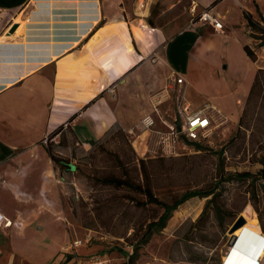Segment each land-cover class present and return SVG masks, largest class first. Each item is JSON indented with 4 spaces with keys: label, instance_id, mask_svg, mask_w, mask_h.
<instances>
[{
    "label": "rangeland",
    "instance_id": "1",
    "mask_svg": "<svg viewBox=\"0 0 264 264\" xmlns=\"http://www.w3.org/2000/svg\"><path fill=\"white\" fill-rule=\"evenodd\" d=\"M231 1L226 4L230 8L225 24L228 35L206 25L200 44L193 43L186 31V36L178 40L184 50L176 53L179 46L174 52L173 44L170 45L167 60L186 83L174 85L170 77L171 98L160 104L159 113H152L153 131L136 127L135 132H128L116 127L87 149L73 138L59 142L49 139L46 145L52 152L75 168L52 161L55 173L50 172L49 178L40 182L38 167L45 161L39 163L36 158L27 157L21 162L33 163L31 169L26 168L23 176L22 172L7 175L18 183L21 192L36 198L42 196L30 203L42 211L41 219L34 223L19 221L12 226L23 231L32 223L23 233L15 231V247L27 259L36 264H61L75 256V251L82 258L107 252L113 264L127 263L123 251L130 250V244L140 239L146 225L157 220L164 208L149 203L142 191L104 184L103 179L111 176L128 178L166 203H173L191 189L214 188L219 193L214 202L208 203L211 195L194 197L181 204L166 226L139 249L138 259L131 264H221L229 250V230L240 215L245 217V224L257 223L261 227L264 177L254 180L230 175L242 172L257 175L263 168L264 107L256 108L253 118H248L249 130L240 133L238 130L257 69L264 68V47H258L259 40L250 37V28ZM239 1L244 9L254 11L256 19H260L256 4L264 15V0ZM182 3L180 8L184 9L187 2ZM160 8L159 3H154V14ZM192 11L194 22H198L199 15L207 10ZM244 43L255 51L254 61L247 55ZM179 96L194 111L210 106L213 127L209 135L190 140L200 143V149L187 141L173 155H165L155 131L166 128L163 117L172 121L178 111ZM133 123L131 120L128 127L137 124ZM253 190L256 198L252 197ZM0 192L7 212L12 213L16 206L30 208L24 206V201L16 203L12 192ZM1 240L4 242L7 237L1 236ZM74 240H81L82 244L70 248ZM66 245L68 248L62 253Z\"/></svg>",
    "mask_w": 264,
    "mask_h": 264
},
{
    "label": "crops",
    "instance_id": "2",
    "mask_svg": "<svg viewBox=\"0 0 264 264\" xmlns=\"http://www.w3.org/2000/svg\"><path fill=\"white\" fill-rule=\"evenodd\" d=\"M214 1L186 0L181 9L183 0H0V191L12 192L24 206L41 199L21 192L7 175L31 169L33 163L21 162L27 157L45 161L38 167L40 182L54 174L46 149L50 137L73 138L87 149L90 140L104 139L116 127L143 130L142 119L154 113L158 100L171 98L170 77L182 76L167 60L170 45L173 51L179 46V53L186 31L196 45L205 36L209 25L194 22L192 10H210L223 22L219 33L228 35L226 4L232 1L212 6ZM233 1L243 16L241 2ZM154 3L161 5L157 14ZM129 120L137 124L128 127ZM7 211L0 192V264H36L15 247V231L23 233L32 223L23 231L12 226L40 220L42 211ZM234 234L237 247H229L221 264H264L261 227L244 224Z\"/></svg>",
    "mask_w": 264,
    "mask_h": 264
},
{
    "label": "trees",
    "instance_id": "3",
    "mask_svg": "<svg viewBox=\"0 0 264 264\" xmlns=\"http://www.w3.org/2000/svg\"><path fill=\"white\" fill-rule=\"evenodd\" d=\"M218 1L219 0H215L212 3V6H214ZM256 10L260 17L259 20L256 19V17L246 9H243V16L246 21V27L250 28L251 30L250 37L259 40V43L257 44L258 47H264V15L261 13L258 4H256ZM244 49L247 55L249 56V58L252 61H254L256 59L255 51L250 47L249 44H245ZM94 100L95 99H93L91 102H93ZM258 107H264V68L257 69L254 82L250 88L249 94L246 99L245 107L239 119V130H238L239 133L242 130L250 129V124H249L250 120L248 118H253L256 112V108ZM60 128L55 130L52 133V136L57 134L60 131ZM49 139H51V137ZM96 142L97 141L94 139L89 141L91 145H94ZM189 143L195 145L199 149L201 148L200 143L194 141L192 142L189 141ZM46 149L49 157L55 164L65 165V163H67L66 161L60 159L59 156L55 155L50 149V147H48L47 145H46ZM261 163L263 164V168L258 172L257 175H254L253 173H249V172H242V173L231 174L230 176L239 179L252 177L254 180L257 178H262L264 177V157ZM103 183L107 185H113L115 187H128L133 190L142 191L147 196V201L149 203H154L164 208L163 214L157 220L151 221L146 225L144 233L142 234L140 239L135 244L133 243L130 244V247L132 248V252H130L129 250L123 251L125 255H127L128 257V261L125 264L134 263L138 259L139 249L150 241L152 235L155 232H158L159 230H161L166 226L168 220L172 217L173 212L177 210L181 204L194 197L204 198L212 195V197L208 200V203H210V202H214L219 195V193L216 192V189L214 188L205 189V190L191 189L182 193V195L179 198H176L173 203H166L160 200L157 196H155L150 190L143 188L141 185L134 183L128 178L111 176L104 178ZM252 197L253 198L257 197V193L255 190L252 191ZM218 215H220V210H218ZM260 223H261L262 231L264 232V223L261 218H260Z\"/></svg>",
    "mask_w": 264,
    "mask_h": 264
},
{
    "label": "built area",
    "instance_id": "4",
    "mask_svg": "<svg viewBox=\"0 0 264 264\" xmlns=\"http://www.w3.org/2000/svg\"><path fill=\"white\" fill-rule=\"evenodd\" d=\"M194 10V9H193ZM198 22H202L203 25L211 26L217 32H224L223 22L219 17L211 13L210 10L203 11L198 18ZM173 82L177 85H185L186 80L183 76H173ZM178 111L175 113L172 121L164 120L166 128L155 131L159 137V145L165 155H173L176 153L177 148L190 140H199L201 136H207L212 131L213 114L211 113L210 106H207L201 110L194 111L190 109L189 104H184L182 98L177 97ZM162 100L159 99L154 107V112L159 113V105ZM180 119V129H178L177 120ZM142 128L144 130H151L155 125L154 116L151 114L146 115L142 119ZM8 223V222H7ZM82 244L81 240H74L70 244V248L79 247ZM130 252L132 248L130 247ZM75 256L69 258L72 264H113V260L110 255L105 252L101 255H91L90 257L82 258L78 256L75 251ZM256 264L259 260H256Z\"/></svg>",
    "mask_w": 264,
    "mask_h": 264
},
{
    "label": "water",
    "instance_id": "5",
    "mask_svg": "<svg viewBox=\"0 0 264 264\" xmlns=\"http://www.w3.org/2000/svg\"><path fill=\"white\" fill-rule=\"evenodd\" d=\"M16 26H13L10 30V32H13L15 30ZM177 125H178V129H180V119L178 117L177 120ZM65 165L69 168H75V166L72 163H65ZM246 222V219L243 215H240V217L238 218L237 222L231 227V229L229 230V233L231 234V238L229 241V247H231L232 249L237 247V242L239 240V237L237 235L234 234V232L239 229L241 226H243Z\"/></svg>",
    "mask_w": 264,
    "mask_h": 264
},
{
    "label": "snow or ice",
    "instance_id": "6",
    "mask_svg": "<svg viewBox=\"0 0 264 264\" xmlns=\"http://www.w3.org/2000/svg\"><path fill=\"white\" fill-rule=\"evenodd\" d=\"M261 245L264 246V239L261 240Z\"/></svg>",
    "mask_w": 264,
    "mask_h": 264
},
{
    "label": "bare ground",
    "instance_id": "7",
    "mask_svg": "<svg viewBox=\"0 0 264 264\" xmlns=\"http://www.w3.org/2000/svg\"><path fill=\"white\" fill-rule=\"evenodd\" d=\"M235 235H236V234H235ZM263 256H264V253H263ZM257 260H258V259H257ZM255 262H256V261H255ZM255 262H254L253 264H256ZM259 263H260V260H259ZM259 263H257V264H259Z\"/></svg>",
    "mask_w": 264,
    "mask_h": 264
}]
</instances>
